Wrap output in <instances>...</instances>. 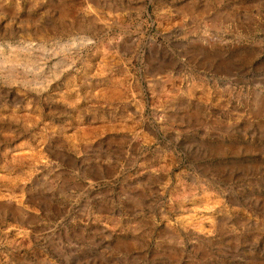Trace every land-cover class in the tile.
Returning a JSON list of instances; mask_svg holds the SVG:
<instances>
[{
	"label": "rangeland",
	"instance_id": "1",
	"mask_svg": "<svg viewBox=\"0 0 264 264\" xmlns=\"http://www.w3.org/2000/svg\"><path fill=\"white\" fill-rule=\"evenodd\" d=\"M0 264H264V0H0Z\"/></svg>",
	"mask_w": 264,
	"mask_h": 264
}]
</instances>
